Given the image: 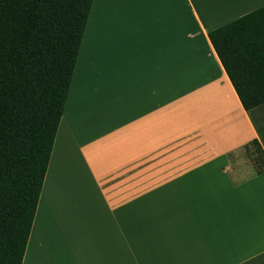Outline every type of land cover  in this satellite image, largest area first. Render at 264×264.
Masks as SVG:
<instances>
[{"label":"crops","instance_id":"1","mask_svg":"<svg viewBox=\"0 0 264 264\" xmlns=\"http://www.w3.org/2000/svg\"><path fill=\"white\" fill-rule=\"evenodd\" d=\"M264 0H93L21 264H264V104L208 33Z\"/></svg>","mask_w":264,"mask_h":264},{"label":"trees","instance_id":"2","mask_svg":"<svg viewBox=\"0 0 264 264\" xmlns=\"http://www.w3.org/2000/svg\"><path fill=\"white\" fill-rule=\"evenodd\" d=\"M92 1L0 0V264L22 263ZM208 38L244 110L264 104V5Z\"/></svg>","mask_w":264,"mask_h":264},{"label":"rangeland","instance_id":"3","mask_svg":"<svg viewBox=\"0 0 264 264\" xmlns=\"http://www.w3.org/2000/svg\"><path fill=\"white\" fill-rule=\"evenodd\" d=\"M243 157H244L245 160H247V161L250 162L249 158L245 155V153H243ZM250 163H251V162H250Z\"/></svg>","mask_w":264,"mask_h":264}]
</instances>
